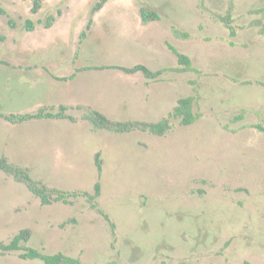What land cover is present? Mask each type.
<instances>
[{
    "label": "rangeland",
    "instance_id": "1",
    "mask_svg": "<svg viewBox=\"0 0 264 264\" xmlns=\"http://www.w3.org/2000/svg\"><path fill=\"white\" fill-rule=\"evenodd\" d=\"M101 1L43 0L33 13L32 0H0V159L67 192L93 194L100 182L99 209L115 229L83 196L44 206L0 171V243L29 229V247L81 264H264V131L257 128H264V36L253 26L264 21V0H232L235 36L200 0H109L94 12ZM229 1L205 0V6L226 15ZM143 8L159 20L144 23ZM49 17L56 24L44 30ZM166 43L190 57L196 71H175L177 57ZM46 62L167 71L149 80L95 69L69 86L93 102L84 110L68 107L80 123H10L2 115L41 97L36 87L20 91L9 79L11 68ZM190 96L198 98L199 120L182 126L172 119L164 137L94 131L80 120L93 108L113 121L156 123ZM21 254L0 251V264H43Z\"/></svg>",
    "mask_w": 264,
    "mask_h": 264
},
{
    "label": "trees",
    "instance_id": "2",
    "mask_svg": "<svg viewBox=\"0 0 264 264\" xmlns=\"http://www.w3.org/2000/svg\"><path fill=\"white\" fill-rule=\"evenodd\" d=\"M34 7L32 9L33 13H37L41 8V3L43 0H32ZM109 0H102L94 9V12H97L103 8V6ZM200 7L203 11L209 13L211 17L225 25L227 29L231 31V35H236V30L232 26L233 23V13H234V2L229 1V9L226 15H221L214 13L208 10L205 6V0H200ZM263 11H257L256 13H261ZM141 19L144 23H149L153 21H158L159 16L155 11H152L148 8H143L141 10ZM54 17H49L47 23L45 24L46 28H50L54 22ZM253 26L259 28V32L264 36V21L258 19L253 22ZM35 28L34 24L28 21V30L33 31ZM174 34L177 37L183 39L189 38V34L179 33L178 30L174 29ZM169 50L175 54L177 57V62L179 68L174 69L177 72H189L196 71L193 67L192 60L187 55L179 52L173 45L166 43ZM120 69L127 74H137L142 73L149 80H159L161 76L167 71L162 69L159 71H152L147 66L143 64L136 65L134 67H121V66H102V67H80L76 69V73L91 70V69ZM198 103V98L194 96L180 98L177 102V105L174 107L173 111L169 113L166 118H163L161 121L152 123L144 121H113L106 117L103 113L93 109H85V113L80 120L87 121L93 128L94 131H104L112 134H128L133 132H145L150 133L156 136L164 137L169 132L172 131L171 120H179L182 126H190L199 120L200 114L194 113V108ZM60 111L54 113L52 111H47L45 109L39 110L37 113H26V114H11L9 116L2 115L7 121L13 124H25L34 120H49V119H68L73 123H77L79 119L67 115L66 112L69 110L66 106H60ZM79 110H84L83 107H77ZM244 113H242L237 120L243 119ZM261 131H264V128L259 126L257 127ZM96 165L99 169V172L102 171L101 165V154H96ZM0 171L10 175L15 179L16 182L23 184L27 189L37 198L40 199L41 204L44 206H49L55 202H63L65 204H73V199L83 196L91 204L92 208L97 210L111 225L112 230L115 229V224L112 223L110 217L102 210L99 209L98 199L102 195V185L100 182H97L95 185V190L93 194L84 193V192H67L60 189L50 188L45 185L42 181L36 180L31 174L29 168L22 167L20 165L10 163L8 158L3 157L0 159ZM32 232L29 229L21 231L17 234L9 244L0 243V251L2 253H9L14 251H22L21 258L29 260H41L43 264H81L80 259H76L70 256H67L63 253H58L54 255L45 254L38 249L29 247L27 243L31 239ZM243 264H252L250 262H244Z\"/></svg>",
    "mask_w": 264,
    "mask_h": 264
},
{
    "label": "crops",
    "instance_id": "3",
    "mask_svg": "<svg viewBox=\"0 0 264 264\" xmlns=\"http://www.w3.org/2000/svg\"><path fill=\"white\" fill-rule=\"evenodd\" d=\"M56 22L52 24L50 28H45L44 30L51 29ZM36 29L32 32H35ZM56 63V62H55ZM43 64V63H42ZM23 64H18L13 66L11 69L12 77L11 82L16 85L18 88H20V91H23L24 89L28 88V90L34 89L35 87L37 90L39 89V93L41 97H38L39 99L34 100L30 105V108H26L22 111H18L15 114H26V113H37L39 110L44 109L45 106H66L70 108H74L72 110H75L77 107H82V105L90 104L92 102L91 98L86 97V100H84V96L82 93V90L75 89L74 87H71L69 89V86H74V82L76 85L78 84L77 81L84 76V74H89L93 77V72L95 69L83 71L76 73V69L78 67H72V68H63L62 65H59L58 62L56 64H51L49 62L44 63L43 66H38L29 63L28 65H24L25 68H22ZM88 67V66H85ZM90 67V66H89ZM94 67V66H93ZM101 70L98 69V71H95L96 73L100 72ZM127 74V73H126ZM88 75V76H89ZM131 75V74H128ZM7 79V81H9ZM39 85V86H38ZM78 95V92H80L82 95L78 97H75V93ZM72 95H70V94ZM73 93V94H72ZM70 95V96H69ZM66 96H69V98H66ZM96 103V102H94ZM29 105V106H30ZM100 112V111H99ZM14 114V113H13ZM65 122L70 121L68 119H49V120H34L31 122ZM30 123V122H29ZM80 123H74L78 124Z\"/></svg>",
    "mask_w": 264,
    "mask_h": 264
}]
</instances>
